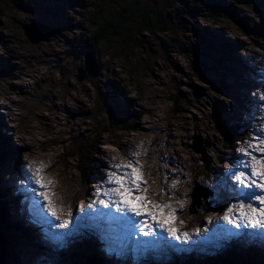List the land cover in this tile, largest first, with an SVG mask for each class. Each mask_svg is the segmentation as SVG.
Returning a JSON list of instances; mask_svg holds the SVG:
<instances>
[{"label":"rangeland","instance_id":"obj_1","mask_svg":"<svg viewBox=\"0 0 264 264\" xmlns=\"http://www.w3.org/2000/svg\"><path fill=\"white\" fill-rule=\"evenodd\" d=\"M110 1L112 3L116 2L115 10L111 9L112 4L110 2L104 3L103 0H0V18L6 16L7 19H17L18 21H20L22 16H29V14H43L45 12L43 6L46 5L50 12L53 11L51 22L55 35L52 36L50 33V41H53V37L57 39L59 35L60 39H57V42H62V44H58V47H55V41H53L54 47H49L50 50L55 51L54 49H56V51L60 52V56L51 51L47 52L43 57L44 60L48 61V67H53L54 76L50 77L44 68L36 67L32 63L29 64L26 70L23 68L15 70L12 76L9 73L15 68L9 65L4 55L16 58L20 57L22 52L16 53L12 51L10 49L11 45L6 42L0 33V50L3 52V54H0V88L2 89L3 83L8 82L10 79V85H6L4 88V93L7 96V103L4 106L8 107V109L4 107V110H0V112H7L9 118H14L13 125L9 124L11 127L14 126L11 140L15 143L19 139L18 142L16 141V145L20 147L15 149L16 153L14 156L19 157L22 154L28 161L34 162V167L44 166V179L55 182V186L50 187L48 190L50 193H54L49 199L54 206L63 207L66 210L65 214L61 215L60 218L65 219L67 212L72 213L68 229H63L62 231L59 227L54 229L56 232L67 231L70 235L65 237V243L62 247L53 245L46 235L45 224L36 214L33 215L30 212L31 204L26 188H23L20 183L18 184L19 189L16 192L21 200L22 206L20 208L22 212H28L31 215V223L35 227H38V229H34L33 231L34 240L40 242V246L44 249L36 248L33 252L32 247L31 251L27 252L30 254L26 253L27 256L24 257L28 264H75L74 250L75 248H83L84 245L80 246L78 244L80 238L74 223L82 221L84 217L87 218V213L93 211L88 209L87 205L100 198L96 196V192L102 184V175L106 170L105 165L102 164L105 163L107 166L110 163L123 162L125 158L123 154L124 148L131 146V141L140 140L141 144L144 145L145 153L148 157L146 165L149 169L143 176V179L147 182L148 187H156L152 191L160 193L159 189L161 186L166 190H170L173 188V182H175V187L179 186L180 179L174 172L173 167L186 164L187 153H184L182 147L177 143L182 132L176 130V128L179 129L176 123L185 120L191 121L193 118L202 119L207 122L209 101L215 106L225 104L219 94L213 93V97H211L209 95L210 90H215L218 87V81H221L222 76L228 71L229 74L227 73L226 76L227 83L231 87H235L236 91H240L243 88V85L240 83V77L242 74H248L246 72L244 61L246 57L244 55V58L241 57L242 59L238 60L237 63L233 59L227 58L225 62L227 66H223V63L217 60L216 57L210 56L207 52L204 54L199 52L198 48L205 51L206 43L204 42L203 44L204 39L210 43L208 41L210 34L204 31L216 33L220 38H224L228 31L236 35L233 30L225 31L221 29V25L224 22H220L213 29L209 28L212 26L210 21H203L207 26H201L200 18L197 19L195 24L187 22L190 7H201L203 5L201 0L197 5H194V1L196 0H159L157 5L151 2L152 0ZM217 1L223 2L230 8L226 0ZM103 3L105 4L106 12L102 11V14L105 18L106 15L108 17L106 19L102 17V23L108 24L110 20H113L112 31L117 28V25L131 29L134 36V44L138 46V49H135L133 52L124 51L121 46V38L119 37H113L106 41L105 44H101L100 39L94 40V38L86 35L90 42V49L93 48L94 51L96 49L93 46V42L105 48L99 49L100 57L106 54L107 47L111 45L107 54L108 58L106 57L101 62L99 61L101 67L99 71L101 73L96 77L92 67L85 64L84 56L80 58L76 54H72L69 56V63L65 64L62 61L65 59L64 54L70 52L74 45H77L79 42V38L74 32L78 33V29L81 28L84 32H88L90 31V27L89 23L85 27L81 26L79 21L71 16L70 19L73 21V26L69 27L65 24L67 19L64 22L60 18L59 13L65 5L66 9H70H68L70 14L74 12L73 14L83 21L87 18L90 19L97 11L99 12V7L103 8ZM108 3L110 4L108 5ZM232 5L237 19L243 22H247V19H249L253 22L252 16L246 14L247 11H250L247 6L240 3L239 0H232ZM252 5L255 4L252 3L251 7H253ZM52 7H54L53 10ZM154 7L159 12L165 14L164 16L161 14L159 22L161 27L171 28L172 30L161 31L158 25H155L151 32L139 34L138 31L141 29L139 26L140 20L143 16L149 14L150 8L153 10V15H156L155 12L157 11L154 10ZM206 7L207 5L202 7V11H199L197 18L199 16L205 17ZM108 10L110 14H107ZM168 14H172L173 21L168 18ZM28 19L30 20V17ZM0 20L3 22L4 18ZM14 20L9 23L14 24ZM130 20H134V22ZM46 24L50 27L48 21ZM187 25H192L189 28L190 31L179 38L185 45V50L182 44L174 41V35H177L176 29H180L181 32L187 30ZM13 27V25H10L11 30H15ZM223 27L231 29L227 24ZM99 28L101 29L102 27L99 26ZM66 29L69 31V37L64 36ZM253 32L256 35H262L260 40L264 45V39H262L264 31L260 32V30H257ZM17 34L23 39L21 30H18ZM95 36L96 34L93 35V37ZM230 37L233 38L231 35ZM231 40H235L240 45L239 49L244 46L239 39L233 38ZM23 42L28 49L37 51L36 55L43 54L42 45L33 46L35 44L25 39ZM168 43L174 45V47L168 48ZM252 43L253 41L250 40L248 46L249 54L252 51ZM141 45H145L146 48H143ZM214 49L217 51L218 47L214 46ZM45 50L48 51L47 46ZM130 52V56L127 57L126 53ZM240 52L238 51L237 53ZM219 56H221V53L218 54ZM54 57L60 61V65L57 67H54L51 62V59L54 60ZM196 57L210 64L206 72L203 68L201 69L199 64L196 65L198 63ZM11 62L14 63L16 61L11 59ZM16 63L20 65L18 61ZM145 64L147 65L145 66ZM60 71L63 72L62 75ZM52 72L50 70L51 74ZM203 73L206 74L201 77ZM131 75H135L136 77ZM44 78H46L48 86L45 84L42 87L40 84H42ZM135 86L139 88L138 92L141 99L137 105L141 112L133 118L134 125L131 126L132 129L119 130L118 126H112L109 131L100 133L101 126L105 121L103 118L111 119V113L115 112L118 118L123 119H125L124 114L131 116L127 108H130L129 105L133 104L131 95L132 90L137 93L133 88ZM176 92H181L183 100L180 101V111L174 117L169 113V110L175 106ZM133 97H136V95ZM226 99L231 104L227 95ZM107 100L108 103L103 105ZM0 102L2 101L0 100ZM105 106L108 107V110ZM229 108L233 111V108L228 106L227 109ZM82 110H85V114H88L90 111L96 115L92 129L88 122H80V117L85 115L82 113ZM217 112L219 114L218 110ZM194 130L195 132H199L198 129ZM4 132L6 133V131ZM190 133L192 134L193 130ZM7 134L10 135V131H7ZM80 138H83V144ZM85 142L91 143V145H88V143L85 145ZM192 143L193 141L190 140L191 145ZM5 145V142L3 144L0 141V153H2L0 154L2 155L0 157V177H4L6 170L5 168L3 169V165L9 161L17 164L16 168L23 172L25 182L31 183L27 179L28 176H26V170H24L23 165L18 163L16 159H13L11 155H7V152L9 150L12 151V149L6 148L8 146L3 147ZM116 145L120 146V150ZM190 150L192 155L200 156V154L194 153L191 148ZM76 151L80 152V157L76 155ZM86 157H90L92 163L99 162V165L96 163V171L94 167L90 166V172L95 171L96 173L94 180L88 181L83 174L85 170L83 161ZM167 157L173 163L165 161ZM158 159L163 160L162 167L159 170ZM98 171L102 174L99 175ZM222 179L221 176H218L216 184L218 185ZM0 181L2 182L1 179ZM81 186L88 190H86L87 198L82 202L79 200L80 196L76 194ZM29 187L32 188V184ZM184 190L187 191L188 189L184 188ZM253 190L258 192V190ZM20 191L24 192L27 196L25 203L22 200L24 197L19 194ZM217 195L220 196V194ZM33 196L36 197L34 193ZM189 200L190 197L188 198ZM42 202L45 203L44 201ZM165 203H170L177 209V219L183 221L182 226L177 224L180 231L194 233L196 230H199V237H195L194 240H188L187 242L182 240L179 243H172V251L178 250L185 258L189 256V252L192 249H198L202 254H214L216 251L224 250L226 242L238 241L246 231H264L245 229L244 227L236 229L232 225H228L226 222L220 220L219 218L227 205L223 206L221 210L208 208L203 216H199L198 214H201L205 210L204 206L195 205L194 208H190L186 212L187 214L199 213L186 217L180 205L171 202L170 199ZM253 204H257V202L253 201ZM43 212L45 220L48 223H55L49 216L46 217L47 213L44 209ZM3 219L5 221L4 216ZM9 226L11 229V225ZM3 227L4 229L7 228L4 224ZM4 229L3 233L5 235ZM228 230H231L232 233H240L241 236L229 238L227 234ZM9 234L8 237L10 236ZM138 238L141 240L149 239H143L142 236ZM43 241L49 242H45L44 246ZM19 243L21 245L17 242L16 249L20 257V249L22 255L26 252L21 247L23 243L22 237L19 238ZM65 246L68 250L72 251L71 254H59V251ZM153 251H156V249ZM81 252L86 253L87 250L84 248ZM149 253L153 256L151 252ZM130 255L133 256L132 254ZM8 257L10 264H17L16 260L13 263L9 255ZM121 257L116 255L119 262ZM110 258L113 259V257ZM129 261L132 262L131 259ZM18 264H20V258Z\"/></svg>","mask_w":264,"mask_h":264},{"label":"snow or ice","instance_id":"obj_2","mask_svg":"<svg viewBox=\"0 0 264 264\" xmlns=\"http://www.w3.org/2000/svg\"><path fill=\"white\" fill-rule=\"evenodd\" d=\"M253 99L258 103H254L256 111L252 118L259 126L249 133V138L244 141L247 146L239 150L233 166L224 170L223 179L213 187L217 194L222 188L232 201L225 207L220 220L236 229L243 225L245 229L264 230V90ZM143 155L142 151L135 150L131 154L125 153L123 162L108 164L96 192L100 198L87 205L88 209L93 210L87 214L89 227L100 234L106 251L117 256L144 255L157 249L164 242V234L175 241L183 238L187 242L190 238L189 232H182L177 227V224L182 226L183 221L177 219V209L172 204L148 199L146 193L151 190L143 179V165L140 163ZM33 165L34 162L29 161L23 166L27 173H31L27 179L40 189L37 191L33 188L31 191L45 202L43 208L48 216L60 221L59 224H49L47 220H42L47 225L46 235L53 245L62 247L70 233L56 232L54 229H68L72 213L67 212L66 218L60 220L66 210L54 206L49 199L54 193L48 190L55 186V182L44 179V166ZM175 186L173 182L172 187ZM253 189L258 190L259 194ZM159 192L164 194L166 189L161 186ZM253 201L257 204H253ZM157 229L160 230L159 234ZM194 234L199 235V230ZM227 234L229 238L241 236L231 230ZM141 236L149 239L141 240L138 238ZM242 236L246 242L259 240L264 243V231H246Z\"/></svg>","mask_w":264,"mask_h":264},{"label":"trees","instance_id":"obj_3","mask_svg":"<svg viewBox=\"0 0 264 264\" xmlns=\"http://www.w3.org/2000/svg\"><path fill=\"white\" fill-rule=\"evenodd\" d=\"M104 1V0H103ZM255 1H257V0H255ZM151 2H154V3H156L155 5H157L158 4V2H159V0H152ZM173 2V1H172ZM200 2V0H196V1H194V5H197V3H199ZM220 3H222V4H224L223 2H220ZM206 5V4H205ZM204 5V6H205ZM225 5V4H224ZM192 7H195V6H191L190 7V10L188 11L189 13H188V18H187V22H193V24L194 23H196V21H197V16H198V14H199V11H202V7L201 8H199V9H196V8H192ZM194 9H196V10H194ZM154 10H156L157 12H155L156 13V15H153V10H152V8H150V11H149V14H147V15H145V16H143L142 17V20H141V25H142V27H141V29L138 31L139 32V34H142V33H144V32H151L152 31V29H153V27L155 26V25H158V28H159V30H161V31H169V30H172L171 28H165V27H161V25L159 24V22H160V18H161V16L163 15H165V14H163V13H161V12H159L158 11V9L156 8V7H154ZM102 11H103V8L102 7H99V12L102 14ZM228 11V10H227ZM98 12V11H97ZM96 12V13H97ZM159 12V13H158ZM162 14V15H161ZM204 16H206V15H204ZM172 14H168V18L171 20V21H173V19H172ZM126 20H129V19H126ZM220 20V18L218 19V20H216V21H219ZM110 21H112V20H110ZM247 22H249V23H251V24H254V22H251L249 19H247ZM112 23V22H111ZM111 25V27H113V24H110ZM188 26V25H187ZM192 25H190V26H188V28H187V30H184L183 32H181V30L180 29H176L175 30V32H177V35H174V36H177V38H181V37H183L185 34H188V32L190 31V27H191ZM253 28V27H252ZM102 29V28H101ZM127 30V31H126ZM126 30L124 29V27L123 26H119L117 29H114L113 31L112 30H109V32H110V36L111 37H116V34L121 38V40H122V42H121V46L123 47V49H126V50H131V52H133L135 49H138V46L136 45V44H134V36H133V33H132V30L131 29H129V28H126ZM257 30H259V27H258V29H255V27L253 28V31H257ZM217 31V30H216ZM204 32H209V31H204ZM106 32H102L101 33V35H103V36H106ZM210 34V33H209ZM211 37H212V39H213V41L214 40H216L214 37H213V35L215 36V37H219L216 33H213V35H212V32H211ZM208 41L210 42V39H208ZM204 42L206 43V48H210V47H212V45H211V43H208V42H206L205 41V39L203 40V44H204ZM219 42H220V44L221 45H219L222 49H221V56H216V58H217V60H220V62H222L223 64V66L225 65V66H227L226 64H225V62H226V60H227V49H228V47H230L231 49H233L234 51H236V52H240L241 51V48L239 49L238 47L240 46L235 40H231V44L232 45H229V43H228V41H227V39H225V38H220L219 37ZM215 43V42H214ZM182 45L184 46V48H185V50H186V47H185V45L182 43ZM143 48H146L145 47V45H141ZM216 47H218V45H216ZM232 50V51H233ZM202 54V53H201ZM127 56H129V54L127 53L126 54ZM232 59V58H231ZM242 59V58H241ZM196 60H198L197 62V64H199V66H201L202 68H206L207 69V67L208 66H210V64H208V63H206V62H204V61H202L201 59H199V58H197L196 57ZM147 64H145V66H146ZM144 66V67H145ZM131 76H135V75H131ZM136 77V76H135ZM229 84V83H228ZM230 85V84H229ZM179 98V100H182V97H178ZM176 107L179 109V105H176ZM117 112V111H116ZM4 147V146H3ZM6 150V149H5ZM4 150V151H5ZM3 151V152H4ZM9 152H10V150H9ZM9 152H7V155L9 154ZM2 154V153H1ZM76 155L78 156V157H80V152L79 151H76ZM2 155H0V157H1ZM89 165L90 166H92V163L91 162H89ZM3 216H4V218H5V224L4 225H6V227L8 226L9 227V229H8V231H13L14 230V226L12 225V220L13 219H11L12 217L10 216V214H9V212H8V209H6V211L4 212V214H3ZM2 216V217H3ZM11 219V220H10ZM14 221V220H13ZM15 222V221H14ZM16 223V222H15ZM17 224V223H16ZM9 225H11V229H10V226ZM32 227H33V231H34V224H32ZM2 228H4L3 227V225H2ZM6 229V228H5ZM5 233H6V238H9L8 237V234H9V232H6V230H5ZM8 233V234H7ZM9 235H12L13 236V239H12V241L14 240V238L17 240V238H16V233L14 232V233H12V234H9ZM17 242H18V240H17ZM16 244L17 243H14V244H12L11 243V241H8L7 242V245H8V247L10 248V250H9V248H8V251H12L15 247H16ZM9 256H10V258H11V260L13 261V263L15 262V258L13 257V255L12 254H9ZM7 260H9V257H8V259ZM259 260V259H258ZM260 260H263V259H260ZM217 260H213L212 262H216ZM219 264H222L221 262L219 263ZM227 264H238V262H236L235 260H231L230 262H228ZM242 264H244V263H242Z\"/></svg>","mask_w":264,"mask_h":264},{"label":"bare ground","instance_id":"obj_4","mask_svg":"<svg viewBox=\"0 0 264 264\" xmlns=\"http://www.w3.org/2000/svg\"><path fill=\"white\" fill-rule=\"evenodd\" d=\"M244 58V57H243ZM82 79V78H81ZM15 153H16V150L14 151V150H12V151H10L9 152V155H11V156H13V155H15ZM7 161V160H6ZM2 184H3V181L1 182L0 181V189L3 191L4 189L2 188ZM19 194H21V196H23L24 198H22V200H23V202L25 203L26 202V199H27V196L24 194V192H19ZM30 212L34 215L35 213L30 209ZM9 214L12 216V219H13V213L12 212H10L9 211ZM46 217H48V215H46ZM40 219V218H39ZM44 219V218H43ZM14 220V219H13ZM41 221H42V219H40ZM15 221V220H14ZM16 223H17V221H15ZM35 222V221H34ZM35 224H37L36 222H35ZM38 225V224H37ZM35 230L36 229H38V227H35L34 228ZM193 233V232H192ZM97 234H98V232H97ZM99 235V234H98ZM2 237H3V235H1ZM6 233H5V235H4V237L3 238H6ZM100 238H101V236H100ZM101 240H102V238H101ZM103 241V240H102ZM4 244H5V246H7V249H8V245H7V242H6V240L4 239ZM15 249V251H14V258H16L15 260L17 261V264L19 263V255H18V251H17V249H16V247L14 248ZM24 256H26V252L24 253ZM4 260H6L7 261V259H6V257H4ZM260 260V259H259Z\"/></svg>","mask_w":264,"mask_h":264},{"label":"water","instance_id":"obj_5","mask_svg":"<svg viewBox=\"0 0 264 264\" xmlns=\"http://www.w3.org/2000/svg\"><path fill=\"white\" fill-rule=\"evenodd\" d=\"M0 231V264H4V261L2 259L3 253H4V238L1 236Z\"/></svg>","mask_w":264,"mask_h":264}]
</instances>
